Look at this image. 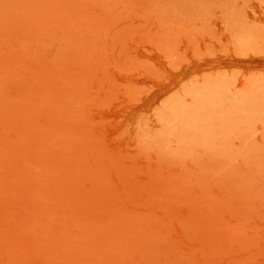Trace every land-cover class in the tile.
Returning a JSON list of instances; mask_svg holds the SVG:
<instances>
[{
    "label": "rangeland",
    "instance_id": "1",
    "mask_svg": "<svg viewBox=\"0 0 264 264\" xmlns=\"http://www.w3.org/2000/svg\"><path fill=\"white\" fill-rule=\"evenodd\" d=\"M0 264H264V0H0Z\"/></svg>",
    "mask_w": 264,
    "mask_h": 264
}]
</instances>
